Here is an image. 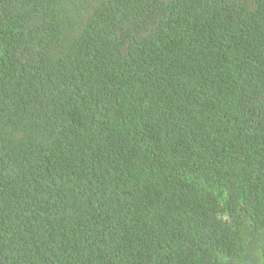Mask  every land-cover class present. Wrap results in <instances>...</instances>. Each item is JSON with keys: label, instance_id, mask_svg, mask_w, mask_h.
I'll list each match as a JSON object with an SVG mask.
<instances>
[{"label": "trees", "instance_id": "obj_1", "mask_svg": "<svg viewBox=\"0 0 264 264\" xmlns=\"http://www.w3.org/2000/svg\"><path fill=\"white\" fill-rule=\"evenodd\" d=\"M0 264H264V0H0Z\"/></svg>", "mask_w": 264, "mask_h": 264}]
</instances>
